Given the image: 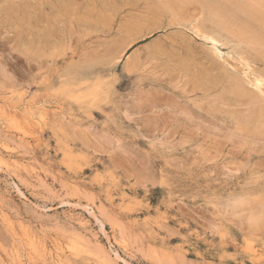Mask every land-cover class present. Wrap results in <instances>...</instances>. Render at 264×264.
Returning a JSON list of instances; mask_svg holds the SVG:
<instances>
[{
  "label": "rangeland",
  "instance_id": "obj_1",
  "mask_svg": "<svg viewBox=\"0 0 264 264\" xmlns=\"http://www.w3.org/2000/svg\"><path fill=\"white\" fill-rule=\"evenodd\" d=\"M198 9L0 0V264H264V99Z\"/></svg>",
  "mask_w": 264,
  "mask_h": 264
},
{
  "label": "bare ground",
  "instance_id": "obj_2",
  "mask_svg": "<svg viewBox=\"0 0 264 264\" xmlns=\"http://www.w3.org/2000/svg\"><path fill=\"white\" fill-rule=\"evenodd\" d=\"M170 1L175 3L181 10L191 4L199 7L200 14L192 21L194 36L210 43L212 56L225 67L223 69L228 73V79L240 92L247 94L245 90H250L249 93L252 92L251 96L255 95L256 100L264 99V71H260L257 67V63L264 59V0ZM206 24L211 25V29H206ZM150 34H144L145 36L139 37L138 40L144 39L146 36L149 37ZM136 41L129 42L124 47L121 52V58L124 57ZM225 41L232 46L228 52L223 53V49L221 50L220 48L226 45ZM126 71L127 73L132 72L130 64L126 67ZM249 93L247 95H250ZM0 115H6L5 109L2 107L0 108ZM17 256L19 257V255ZM116 256L120 257L118 254Z\"/></svg>",
  "mask_w": 264,
  "mask_h": 264
}]
</instances>
